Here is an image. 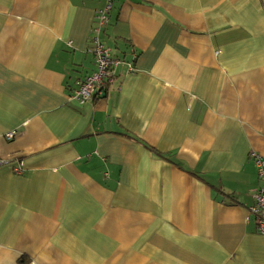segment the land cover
<instances>
[{
	"label": "crops",
	"instance_id": "obj_1",
	"mask_svg": "<svg viewBox=\"0 0 264 264\" xmlns=\"http://www.w3.org/2000/svg\"><path fill=\"white\" fill-rule=\"evenodd\" d=\"M105 2L0 0V264H264V0Z\"/></svg>",
	"mask_w": 264,
	"mask_h": 264
},
{
	"label": "built area",
	"instance_id": "obj_2",
	"mask_svg": "<svg viewBox=\"0 0 264 264\" xmlns=\"http://www.w3.org/2000/svg\"><path fill=\"white\" fill-rule=\"evenodd\" d=\"M111 0H106L104 6L96 12V26L94 31L96 34L100 32L102 26L108 21V12L110 10ZM94 70L86 74L84 78L77 80L73 91L69 98L79 102H85L102 93L103 87L111 80L114 66L118 60L110 54L109 48L104 46L98 39L95 38V46L92 49ZM13 135V131L5 136L9 139ZM255 165L257 167V175L262 182L261 186L255 189L253 195L254 202L249 207V213L253 216V222L257 231L264 235V158H261L255 153ZM21 162L14 167L16 173L21 172Z\"/></svg>",
	"mask_w": 264,
	"mask_h": 264
},
{
	"label": "rangeland",
	"instance_id": "obj_3",
	"mask_svg": "<svg viewBox=\"0 0 264 264\" xmlns=\"http://www.w3.org/2000/svg\"><path fill=\"white\" fill-rule=\"evenodd\" d=\"M73 89H74V88H73ZM72 91H73V90H72ZM72 91H71V92H72Z\"/></svg>",
	"mask_w": 264,
	"mask_h": 264
}]
</instances>
